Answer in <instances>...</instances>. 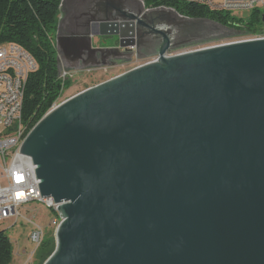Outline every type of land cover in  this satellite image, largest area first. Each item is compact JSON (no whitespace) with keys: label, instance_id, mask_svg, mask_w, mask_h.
<instances>
[{"label":"water","instance_id":"1","mask_svg":"<svg viewBox=\"0 0 264 264\" xmlns=\"http://www.w3.org/2000/svg\"><path fill=\"white\" fill-rule=\"evenodd\" d=\"M95 13L99 33L58 49L114 50L93 37L136 49L141 14L112 2ZM168 47L64 102L21 146L41 197L62 204L44 264H264V39Z\"/></svg>","mask_w":264,"mask_h":264},{"label":"trees","instance_id":"2","mask_svg":"<svg viewBox=\"0 0 264 264\" xmlns=\"http://www.w3.org/2000/svg\"><path fill=\"white\" fill-rule=\"evenodd\" d=\"M147 8H167L192 20H207L225 29L246 35L264 36L262 13L253 11L248 20L229 14L212 12L203 5L185 0H143ZM62 0H0V46L17 44L38 65L30 74L24 95L22 121L26 135L47 115L59 100L68 83L59 79L60 69L55 36ZM54 235L45 236L35 253V263L44 264L55 252ZM14 247L4 231H0V264H12Z\"/></svg>","mask_w":264,"mask_h":264},{"label":"built area","instance_id":"3","mask_svg":"<svg viewBox=\"0 0 264 264\" xmlns=\"http://www.w3.org/2000/svg\"><path fill=\"white\" fill-rule=\"evenodd\" d=\"M185 1L203 5L210 11L218 13L264 12V0ZM257 37V39H264V36ZM222 45L226 44L180 53H173L172 51L166 56L174 57ZM155 61L145 62L141 66ZM37 69L38 65L35 59L19 45L5 44L0 46V128H4V132L0 134V224L20 218L19 210L23 206L38 203L53 215L50 228L53 230L52 234L56 241L58 229L64 222V218L61 219L58 211V206H62V204H56L52 198L41 197L38 185L41 182L37 180L35 173L37 167L31 157L20 153V148L28 136L26 135L27 126L22 121L25 88L30 74L37 71ZM71 75L72 72L63 69L60 71L59 79L66 82ZM63 103L59 98L48 113L57 109ZM3 182H5V186ZM44 238V229L35 224L29 235L30 243L34 247L33 253H36Z\"/></svg>","mask_w":264,"mask_h":264},{"label":"flooded vegetation","instance_id":"4","mask_svg":"<svg viewBox=\"0 0 264 264\" xmlns=\"http://www.w3.org/2000/svg\"><path fill=\"white\" fill-rule=\"evenodd\" d=\"M109 2L114 3L117 7L122 5L136 14H141L143 23L139 27L136 36V49L133 52L118 51L119 45L117 39L111 37H93L91 43L93 49L114 50L94 54L84 53L78 57L76 52L70 54L67 51L59 50L56 42L57 52L59 51L63 62L70 69L81 71L96 70L104 67L116 68L134 59L157 60L165 41H169L168 54L178 48H184L185 46L199 42L204 34L213 30L209 27L207 21H187L188 19L182 16L177 19L174 16L175 14H171V9L158 8L163 10L152 12V10L156 9L147 8L143 0L142 6H139L134 0H64L62 9L63 19L58 23L60 29L58 30L57 28L56 40L57 38L63 39L68 36H86L99 33L100 29L97 25L92 24L87 26V22L94 23L96 18L102 19L103 17H98L95 11L98 6L107 5ZM143 7L145 13H142ZM148 11L151 12L146 13ZM113 16L114 18H121L123 14L116 13ZM105 18L106 16H104ZM156 31H161L164 35L158 34ZM95 39L97 40L96 43Z\"/></svg>","mask_w":264,"mask_h":264},{"label":"rangeland","instance_id":"5","mask_svg":"<svg viewBox=\"0 0 264 264\" xmlns=\"http://www.w3.org/2000/svg\"><path fill=\"white\" fill-rule=\"evenodd\" d=\"M259 12L262 13V16L264 15L263 11ZM171 14L174 15L175 13L171 12ZM229 15L232 18L238 20H248L252 17L253 11L232 12L229 13ZM174 16L179 19L178 15L175 14ZM62 19L63 13H60L59 21H61ZM207 24L211 29H213L211 32L204 34L202 38H200L199 42H195L191 45L185 46L184 48H178L174 50L173 53L193 51L201 49L203 47L215 46L219 44L250 41L258 38L256 35H246L241 32L225 29L215 23L207 22ZM96 41L97 40L95 39V43ZM58 57L60 58V71L66 69L72 72L71 77L66 81L68 83L67 88L63 90L60 97L61 102H66L74 96L90 88H94L102 83L112 80L118 76H121L148 61L134 59L133 61L123 63L121 64V66L116 68L104 67L96 70L75 71L73 69H70L63 62L61 55L58 54ZM3 132L4 128H0V134ZM3 185L5 186V182H3ZM19 211L21 217L1 223L0 231H4L13 244L14 257L12 264H36L35 253H33L34 247L30 243L29 235L35 224L44 229L45 236L51 235L53 230L52 228H50V221L53 215L49 210L38 203L27 204L23 206Z\"/></svg>","mask_w":264,"mask_h":264},{"label":"crops","instance_id":"6","mask_svg":"<svg viewBox=\"0 0 264 264\" xmlns=\"http://www.w3.org/2000/svg\"><path fill=\"white\" fill-rule=\"evenodd\" d=\"M139 6H142V0H134ZM75 71H79V70H75Z\"/></svg>","mask_w":264,"mask_h":264}]
</instances>
